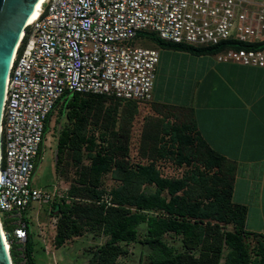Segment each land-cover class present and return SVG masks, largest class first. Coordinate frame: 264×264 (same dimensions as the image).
<instances>
[{"label": "trees", "instance_id": "obj_1", "mask_svg": "<svg viewBox=\"0 0 264 264\" xmlns=\"http://www.w3.org/2000/svg\"><path fill=\"white\" fill-rule=\"evenodd\" d=\"M146 36L152 46L145 48L195 56L216 55L228 45L264 49V42L173 44L147 32L133 42ZM107 100L109 107L104 105ZM138 105L78 93H66L56 104L59 120L63 117L67 123L59 127L55 171L69 183L64 184L63 197L51 203L49 215L57 219L55 247L88 233L104 242L87 250L84 264H118L130 254L131 245L140 264H264V235L247 231V208L233 201L235 167L201 138L192 122L160 119L152 131L146 128L141 154L148 163L132 161ZM164 108L168 117L182 116L173 106ZM54 110L46 121L44 140ZM163 160L184 167L185 174L163 176ZM108 176L115 183L111 188L106 186ZM26 253L34 264L30 233Z\"/></svg>", "mask_w": 264, "mask_h": 264}, {"label": "built area", "instance_id": "obj_2", "mask_svg": "<svg viewBox=\"0 0 264 264\" xmlns=\"http://www.w3.org/2000/svg\"><path fill=\"white\" fill-rule=\"evenodd\" d=\"M199 47L264 42V4L249 0H46L17 46L2 120L0 226L12 264L26 253L28 214L67 191L33 188L46 121L66 93L149 104L159 50L140 33ZM223 63L264 69V49L227 48ZM65 187V185H64ZM55 229L57 219H54ZM8 228V230H7ZM19 246V247H18Z\"/></svg>", "mask_w": 264, "mask_h": 264}, {"label": "crops", "instance_id": "obj_3", "mask_svg": "<svg viewBox=\"0 0 264 264\" xmlns=\"http://www.w3.org/2000/svg\"><path fill=\"white\" fill-rule=\"evenodd\" d=\"M215 56L159 49L154 85L165 76V90L190 86L192 97L175 102L153 96L149 110L156 114L153 106L159 111L175 107L213 150L227 158L236 170L233 201L247 208V231L264 235V69L219 62ZM192 59H197L193 67ZM143 106L138 105L139 114Z\"/></svg>", "mask_w": 264, "mask_h": 264}, {"label": "rangeland", "instance_id": "obj_4", "mask_svg": "<svg viewBox=\"0 0 264 264\" xmlns=\"http://www.w3.org/2000/svg\"><path fill=\"white\" fill-rule=\"evenodd\" d=\"M132 45L135 46H145L151 47L152 43L146 37L141 38L137 42H132ZM162 52V50H161ZM174 54V53H171ZM164 56V51L162 52ZM172 56V55H171ZM213 58V57H211ZM217 60V55L214 57ZM177 58H174L176 62ZM194 60V59H192ZM179 62L176 63L180 64ZM195 61V62H194ZM189 66L193 67L197 63L195 59ZM164 63L166 61H163ZM163 65V64H162ZM158 66V65H157ZM164 67V66H163ZM165 79V76H164ZM163 76L159 78L158 86L154 85L153 87V96L155 99H167L173 100L175 102H186L192 95V88L187 86L186 89L179 90V88H168L165 90L163 88L165 80ZM180 78L176 79V82H180ZM155 83V82H154ZM199 99V98H197ZM110 101L104 104L106 107L110 106ZM152 103V102H151ZM151 103L141 104L144 105L141 109V112L134 120L132 126V145H131V155L133 162H141L147 164V159L142 156L143 151V142L141 135L143 131L147 128L150 130L153 124H157L160 119L165 120L166 122L175 123L177 121H182V116L179 114L170 115L169 117L166 114L165 110L158 115L157 113L153 114L150 112ZM121 108V112L123 111ZM125 112V110H124ZM152 114V115H151ZM167 116V117H166ZM164 118V119H163ZM67 123L65 118L59 120V110L55 109L53 115L48 124L47 134L45 140L43 141L41 157L42 160L36 164V170L32 178V186L36 189H41L45 191H50L61 188V191H64V188L67 187L68 183L66 180L61 179V182L58 181L56 171H55V159H56V142L59 132V127ZM163 176L170 178H181L187 169L184 167H178L171 161H165L159 163ZM72 176V174L70 175ZM64 184H67L64 187ZM115 185L114 181L108 176L106 178V186L111 188ZM51 211V203L42 204L36 203L31 207L28 217H29V231L30 239L32 246V260L34 264H84L85 263V254L88 249L97 244L104 242V239L96 240L88 233H84L83 236L74 238L67 241L65 246L62 248H56L54 245V238L56 234L54 217L49 215ZM8 230V228H7ZM168 240H171L168 238ZM19 247V246H18ZM130 254L126 257L120 258L118 264H140L139 263V253L136 251L134 245L129 246ZM143 264H147L146 262Z\"/></svg>", "mask_w": 264, "mask_h": 264}, {"label": "water", "instance_id": "obj_5", "mask_svg": "<svg viewBox=\"0 0 264 264\" xmlns=\"http://www.w3.org/2000/svg\"><path fill=\"white\" fill-rule=\"evenodd\" d=\"M41 0H0V174L2 158V120L7 81L23 33ZM57 153V152H56ZM0 264H12L0 226Z\"/></svg>", "mask_w": 264, "mask_h": 264}, {"label": "bare ground", "instance_id": "obj_6", "mask_svg": "<svg viewBox=\"0 0 264 264\" xmlns=\"http://www.w3.org/2000/svg\"><path fill=\"white\" fill-rule=\"evenodd\" d=\"M46 2V0H41L39 2V4L37 5L36 11L34 13V15L32 16V18L30 19L29 23L34 22L39 16H40V12L43 8V4ZM6 248H8V245L6 244Z\"/></svg>", "mask_w": 264, "mask_h": 264}]
</instances>
